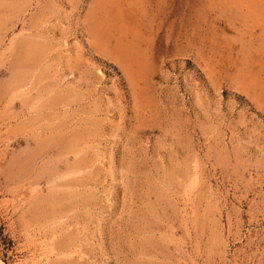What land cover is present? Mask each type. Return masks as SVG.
I'll list each match as a JSON object with an SVG mask.
<instances>
[{"label": "rangeland", "instance_id": "obj_1", "mask_svg": "<svg viewBox=\"0 0 264 264\" xmlns=\"http://www.w3.org/2000/svg\"><path fill=\"white\" fill-rule=\"evenodd\" d=\"M0 264H264V0H0Z\"/></svg>", "mask_w": 264, "mask_h": 264}, {"label": "trees", "instance_id": "obj_2", "mask_svg": "<svg viewBox=\"0 0 264 264\" xmlns=\"http://www.w3.org/2000/svg\"><path fill=\"white\" fill-rule=\"evenodd\" d=\"M8 242L10 243V241L8 240Z\"/></svg>", "mask_w": 264, "mask_h": 264}]
</instances>
